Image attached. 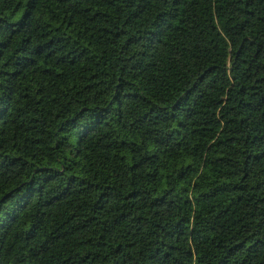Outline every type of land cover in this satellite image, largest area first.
<instances>
[{"label":"trees","instance_id":"obj_1","mask_svg":"<svg viewBox=\"0 0 264 264\" xmlns=\"http://www.w3.org/2000/svg\"><path fill=\"white\" fill-rule=\"evenodd\" d=\"M0 264H264V0H0Z\"/></svg>","mask_w":264,"mask_h":264}]
</instances>
